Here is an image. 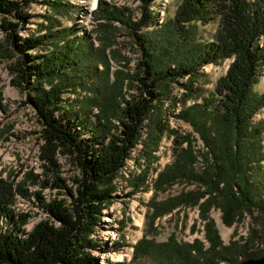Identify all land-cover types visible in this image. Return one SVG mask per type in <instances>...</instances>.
I'll list each match as a JSON object with an SVG mask.
<instances>
[{"label":"trees","instance_id":"16d2710c","mask_svg":"<svg viewBox=\"0 0 264 264\" xmlns=\"http://www.w3.org/2000/svg\"><path fill=\"white\" fill-rule=\"evenodd\" d=\"M155 1L142 0L143 17L137 23L131 22L130 16L124 19L125 13L120 17L118 8H112L105 0L98 1L96 16L122 21L134 31L141 58L136 75L118 74L101 95L88 99L82 93L91 90L100 74L104 73L107 79L110 73L108 61L104 72L98 70L92 38L84 31L58 28L59 22L52 17L42 26L44 34L39 30V34L22 36L21 30L31 18L26 9L33 0H0V31L5 35L0 53L10 62L12 86L27 95L41 126L42 165L47 173H56L53 184L50 179L44 180L42 190L65 192L71 202H47L38 193L39 207L48 218L25 234L24 227L31 216L15 213L11 205L17 192L25 196L27 191L20 185L13 191L11 183L0 180V264H102L100 256L95 255L100 246L93 236L102 224L104 211L116 198L113 195L118 191V180L127 181L135 192L147 187L154 153L169 132L164 119V97H170L172 84L185 89L182 101L200 97V89L194 88L200 68L225 60L232 62L214 92L201 103L183 105L176 115L203 142L202 166L195 163L190 134L174 131V159L155 179L159 191L175 183L190 182H195V189L161 203L153 201L151 207L157 210L155 217L169 215L181 206L197 208L199 219L205 224L203 237L208 249L203 251L204 244L199 240L193 245H174L177 264H210L208 255L239 264V259L264 255V248L248 250V238L222 246L210 217V211L217 210L221 222L230 226L245 215H257L261 220L259 232L252 230L250 234L261 233L264 237V121L254 119L264 107V93L252 91L264 70V0H182L173 24L179 38L187 40L189 25L218 20V28L213 41L192 48L190 63L166 70H158L149 42L138 33L154 22L150 7ZM47 5L61 13L63 2L48 1ZM78 32L82 34L77 36ZM184 78L187 81L180 83ZM127 79L132 80L131 85L139 84L140 94L131 100L123 94ZM66 95H72L73 100H66ZM2 97L0 92L3 112ZM171 102L174 107L176 99ZM94 109L99 112L94 114ZM111 119H118L120 127L114 126ZM115 129L117 134L113 133ZM59 154L79 171L72 186L54 170L59 166ZM147 156L150 158L142 161ZM136 159L143 168L137 176L127 170L128 161ZM150 246L149 242H140L135 258L146 256Z\"/></svg>","mask_w":264,"mask_h":264},{"label":"rangeland","instance_id":"374dc122","mask_svg":"<svg viewBox=\"0 0 264 264\" xmlns=\"http://www.w3.org/2000/svg\"><path fill=\"white\" fill-rule=\"evenodd\" d=\"M48 1L53 3L57 0H33L30 7L26 9L31 18L21 30V35L39 34V30L44 34L45 29L42 26H46L47 18L52 17L59 22L58 28L84 31L86 35L92 38L91 40L97 50L96 64L99 66L98 70L101 73L104 72L105 61H108L110 73L107 75V79L104 78V73L100 74V78L95 80L91 90L82 93L83 98L94 99L101 95L99 93L105 91L107 83L113 84L118 74L119 77L136 75L141 50L133 36L134 31L130 27L123 24L122 21H109L100 15L96 16L98 4L96 2L95 6V0H58L63 2L61 13L55 12L51 5H47ZM105 1L112 8H118L117 12L120 17L123 13H125L124 19H128L129 16L132 17L131 22L133 23L139 22L143 17L142 0ZM181 2L182 0H156L150 7L154 22L138 31L149 42L148 45L152 49L158 70H166L169 66L190 63L191 51L195 45H204L214 40L218 20H213L207 25L200 23L193 26L189 25L186 41L177 36L173 24L174 16ZM81 34L78 32L77 36ZM4 38V33L0 31V44ZM231 62L232 60H225L216 66L206 65L200 68L201 75L194 88L200 89L197 93H200L201 96H197L193 100L187 98V100L182 101V96L186 92L185 89L180 85L172 84L170 97L169 95L164 97L166 109L164 119L169 126V132L163 137L159 150L154 153L153 171L148 177L147 187L144 191L135 192L127 181L118 180V191L113 195L116 198L112 206L104 211L102 224L96 229L93 236L100 246L95 255L100 256L102 264H177L173 255V252L175 253L174 245H193L195 240L204 244L203 251L208 249V243L203 237L205 224L199 219L197 208L181 206L169 215L155 217L157 210L153 209L151 204L153 201L161 203L181 192L195 189V182H190V184L175 183L165 191H159L155 186V179L158 177V173L171 164L174 159V131L180 135L190 134L197 159L195 163L202 166L200 154L205 152L203 142L198 134L187 124L177 119L176 115L183 108V105L189 107L194 103H201L204 98H208L214 92L219 79L225 76ZM9 63L0 53V92L3 94L2 103L5 106V111H0V180L11 183L13 191L18 190V185L27 191L25 196L17 192L15 201L11 205L15 213H27L31 216L29 223L24 227V233L27 234L39 222L48 218L45 211L39 207L36 198L38 193L42 194L47 202L55 199H65L68 204L71 202L65 192L61 193L59 190L50 188L42 190L44 180L50 179V184H53V174L56 175V173H47L39 158V150L42 144L40 140L41 126L35 110L28 103L27 95L12 86V77L8 70ZM186 81L187 78H184L179 82L185 83ZM131 82V79H127L123 86V94L127 100H131L140 94L139 84L134 82V85H131ZM161 86L164 89L166 83ZM252 91L254 94L264 93V70L263 76L258 79ZM64 98L73 100L74 97L66 95ZM171 98L178 102L174 104V107H172L171 102L174 100ZM122 106H124L123 101ZM98 112V109L93 110L94 114ZM254 119L264 121V107L255 115ZM112 124L120 127L118 119H113ZM117 132L116 129L113 131L114 134ZM262 151L264 153V134ZM57 158L59 166L54 170L58 176L67 180L69 186H72L74 178L79 176L78 169L64 155L59 154ZM146 158L148 160L150 156L142 157V161ZM198 159H200L199 162ZM140 164L143 165V163ZM262 164L264 168V161ZM127 170L132 171L137 176L143 168L136 159L128 161ZM210 217L214 220V230L217 232L222 246L248 238L251 241L248 250L254 251L258 248H264L263 234H250L252 230L259 232L260 224L258 221L261 220L257 218V215H245V218L236 220L230 226L221 222L220 212L217 210L212 209ZM194 227L195 230H193ZM140 242H149L151 246L146 256L136 259L135 252ZM207 258L211 261L210 264H233L230 261L221 260L217 255H208ZM242 260L239 259V261Z\"/></svg>","mask_w":264,"mask_h":264},{"label":"water","instance_id":"95a60500","mask_svg":"<svg viewBox=\"0 0 264 264\" xmlns=\"http://www.w3.org/2000/svg\"><path fill=\"white\" fill-rule=\"evenodd\" d=\"M239 264H264V255L258 258H245Z\"/></svg>","mask_w":264,"mask_h":264},{"label":"bare ground","instance_id":"6f19581e","mask_svg":"<svg viewBox=\"0 0 264 264\" xmlns=\"http://www.w3.org/2000/svg\"><path fill=\"white\" fill-rule=\"evenodd\" d=\"M96 2H97V0H95V6H96ZM1 222H3V221H1ZM140 222H141V220H140Z\"/></svg>","mask_w":264,"mask_h":264},{"label":"built area","instance_id":"2783aa9c","mask_svg":"<svg viewBox=\"0 0 264 264\" xmlns=\"http://www.w3.org/2000/svg\"><path fill=\"white\" fill-rule=\"evenodd\" d=\"M176 103H178L177 101H176ZM178 105V104H177ZM200 161V159H198V162ZM202 162V161H201Z\"/></svg>","mask_w":264,"mask_h":264}]
</instances>
